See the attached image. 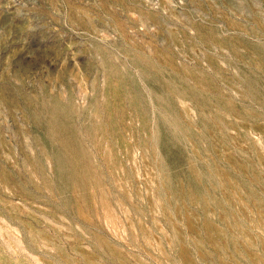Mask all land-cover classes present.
Here are the masks:
<instances>
[{
  "label": "rangeland",
  "instance_id": "rangeland-1",
  "mask_svg": "<svg viewBox=\"0 0 264 264\" xmlns=\"http://www.w3.org/2000/svg\"><path fill=\"white\" fill-rule=\"evenodd\" d=\"M262 83L264 0H0V264H264Z\"/></svg>",
  "mask_w": 264,
  "mask_h": 264
},
{
  "label": "bare ground",
  "instance_id": "bare-ground-1",
  "mask_svg": "<svg viewBox=\"0 0 264 264\" xmlns=\"http://www.w3.org/2000/svg\"><path fill=\"white\" fill-rule=\"evenodd\" d=\"M257 72H258V71H257ZM256 74H257V73H256ZM258 74H259V73H258ZM260 75H261V74H260ZM254 84H255V83H254ZM257 84H258V83H257ZM257 84H256V85H257ZM259 84H260V83H259ZM262 85H263V83H262ZM262 85H261V86H262ZM259 86H260V85H259ZM261 86H260V87H261ZM263 86H264V85H263ZM251 88H253V87H251ZM262 88H263V87H262ZM259 89H260V88H259ZM259 89H258V90H259ZM256 90H257V88H256ZM261 90H262V89H261ZM259 91H260V90H259ZM263 91H264V90H263ZM263 91H262V92H263ZM257 93H258V92H257ZM260 93H261V92H260ZM252 94H253V93H252ZM252 96H253V95H252ZM263 96H264V95H263ZM255 97H256V95H255ZM256 98H258V97H256ZM263 98H264V97H263ZM259 101L262 102V100H260V99H259ZM261 102H260V103H261ZM58 112H59V111H58ZM55 113H57V111H56ZM56 115H57V114H56ZM59 115H60V114H59ZM57 116H58V115H57ZM55 120H56V119H55ZM55 126H56V124H55ZM60 129H61V128H60ZM56 131H60V130H59V129H58V130L56 129ZM57 133H58V132H57ZM57 135H59V134H57ZM57 135H55V136H57ZM60 137H61V136H60ZM160 139H161V138H160ZM59 140H60V139H59ZM61 140H62V139H61ZM61 142H62V141H61ZM63 142H64V140H63ZM33 222H34V221H33ZM37 222H39V220H38ZM33 224H34V223H33ZM38 225H39V224H38ZM35 229H36V228H35ZM35 229H34V230H35ZM36 231H37V230H36ZM38 232H39V231H38ZM37 237H38V236H37ZM35 241H36V240H35ZM37 242H38V241H37ZM37 244H38V243H37Z\"/></svg>",
  "mask_w": 264,
  "mask_h": 264
}]
</instances>
